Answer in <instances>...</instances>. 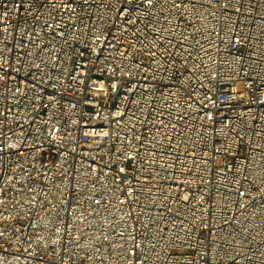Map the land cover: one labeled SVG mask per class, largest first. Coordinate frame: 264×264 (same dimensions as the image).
Returning a JSON list of instances; mask_svg holds the SVG:
<instances>
[{
    "label": "built area",
    "instance_id": "built-area-1",
    "mask_svg": "<svg viewBox=\"0 0 264 264\" xmlns=\"http://www.w3.org/2000/svg\"><path fill=\"white\" fill-rule=\"evenodd\" d=\"M0 264H264V0H0Z\"/></svg>",
    "mask_w": 264,
    "mask_h": 264
}]
</instances>
